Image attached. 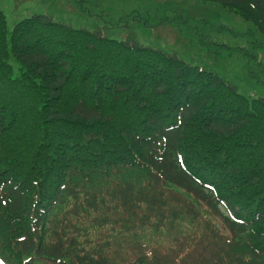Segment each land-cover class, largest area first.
Here are the masks:
<instances>
[{
	"label": "trees",
	"instance_id": "obj_1",
	"mask_svg": "<svg viewBox=\"0 0 264 264\" xmlns=\"http://www.w3.org/2000/svg\"><path fill=\"white\" fill-rule=\"evenodd\" d=\"M202 1L264 33V0ZM0 260L264 264V97L0 6Z\"/></svg>",
	"mask_w": 264,
	"mask_h": 264
},
{
	"label": "rangeland",
	"instance_id": "obj_2",
	"mask_svg": "<svg viewBox=\"0 0 264 264\" xmlns=\"http://www.w3.org/2000/svg\"><path fill=\"white\" fill-rule=\"evenodd\" d=\"M0 6L10 32L23 17L46 15L112 38L135 39L163 49L218 73L247 96L264 97V33L252 22L224 11L216 3L202 0H0ZM169 19L174 20L167 22Z\"/></svg>",
	"mask_w": 264,
	"mask_h": 264
}]
</instances>
